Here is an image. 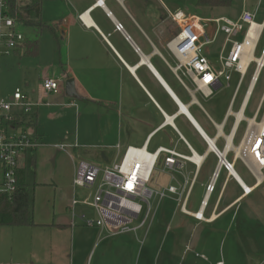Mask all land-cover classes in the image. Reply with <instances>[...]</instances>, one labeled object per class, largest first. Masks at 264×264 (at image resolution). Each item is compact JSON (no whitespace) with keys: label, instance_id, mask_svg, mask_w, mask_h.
<instances>
[{"label":"crops","instance_id":"crops-1","mask_svg":"<svg viewBox=\"0 0 264 264\" xmlns=\"http://www.w3.org/2000/svg\"><path fill=\"white\" fill-rule=\"evenodd\" d=\"M30 1L18 3L25 4ZM56 1V20L51 24H46L43 18L42 21L57 42L56 34L60 35V81L53 79L62 84L57 93L43 94L40 91L42 79L52 78L45 76L40 77L31 89L21 88L33 102H38L32 107L25 124L31 128L33 136L41 143L35 149L27 151L20 159V169L25 172L26 182L31 185L28 182L24 162L29 160L34 165L36 150L39 148L64 152L68 155L72 163L71 184L79 160H86L95 165L98 163L102 167L109 166L120 159L127 146L146 145L149 151L163 146L174 148L183 155H189L186 145L188 143L197 155L203 156V160L200 164L196 163L197 165L190 161L183 162L181 174L177 175L181 182L184 178L190 181L194 177L185 203V211L181 209V199L178 200L176 195L163 198L177 203L179 217L175 222L173 234L166 229L161 235H157L161 222L164 220L170 222L173 218V214L167 216L165 210L159 211V203L163 199L153 204L154 213L147 229H138L135 233L110 235L97 227H88L84 225L82 215L87 218L95 217L93 208L83 203L88 190L72 184V198L67 205L70 211L69 218L55 217V214L51 213L47 219L33 218L32 226L0 227V229H15L13 231H17L15 233L22 236L19 237L18 242L16 241L15 252L10 243L4 254H0V264H171L176 254H169L168 242L175 247L182 244L187 246L188 242L192 243L193 247L197 245L202 247L204 242L217 234L220 225L225 221L224 217L240 199L250 196L255 191H260L262 194L264 170H261L260 175L257 176L245 166L239 156L235 155L236 157L233 156L231 160L228 159L234 164V172H228L223 168L219 170V173L224 170L225 178L206 216L209 200L216 190L214 187V191L207 194L206 186L216 171L217 157L208 148L202 132L208 138H212L215 130L211 120H215L203 107L201 99L204 97L195 90L193 80L182 69H176L177 60L166 46L179 31V26L172 20L171 14L177 10L185 12L184 10L173 5L170 0H101L102 4H96L98 0ZM227 6H231V3ZM247 9L253 10L255 7L250 5ZM259 9L260 7L256 10V17ZM81 14L84 15V20L80 19ZM116 23L121 24L120 31L115 29ZM23 27L21 26L25 37L23 44L12 54L0 59V69L3 66H13V58L20 54L26 55L27 43L34 40V33ZM39 38L40 36L37 41V55ZM68 79L74 82L76 93L73 97L66 95L65 82ZM27 86H29L28 82L24 84V87ZM13 89L7 92L0 90V93L9 95ZM245 95L244 92V99ZM54 96L76 98L79 103L72 101L58 103L54 101L57 99L53 98ZM60 104L71 107L75 114V128L70 133L66 130L52 132L39 122L40 107L52 110ZM183 108H186L187 112L182 110ZM204 118H208L214 130L212 135L205 131ZM43 120H45L44 115L41 122ZM238 124L240 126L241 122ZM234 126L232 131L235 132L237 125ZM51 140L56 141L46 142ZM97 141L100 144L95 143ZM218 141L220 142L221 139ZM79 142H84L83 148H86L88 143V150H80ZM61 144L67 146L61 149L59 147ZM202 145L205 148L203 152H199L198 149ZM90 148L99 150H90ZM209 155L213 156L212 160L215 162L211 170L204 168ZM162 157L164 154L161 155ZM241 164L249 173L247 179L239 173L242 170ZM160 173L167 176V182L158 185L165 186L173 182L168 172L160 171ZM197 183L202 191L192 200V193ZM230 183L232 185L229 188ZM242 183L251 188L247 194L244 193ZM187 185L182 196L186 194ZM78 189L84 190L81 198L76 197ZM73 199L77 201L74 205L71 203ZM78 204L91 207L92 215L88 216L85 213L77 215L75 208ZM196 212L202 214V217L196 218L194 216ZM255 217L262 223V205L256 210ZM234 220L233 212L229 221L231 223ZM244 221L247 223L246 218ZM80 224L88 228L91 234L87 238L77 237L76 245L69 246L70 250H68L67 244L70 242L68 232L75 230L81 226ZM147 235L149 239L142 247ZM133 241L138 243V248ZM200 257L207 259L202 254ZM194 262L195 260L191 259L186 264H197ZM219 263L224 264L222 260L208 261L206 264Z\"/></svg>","mask_w":264,"mask_h":264},{"label":"built area","instance_id":"built-area-1","mask_svg":"<svg viewBox=\"0 0 264 264\" xmlns=\"http://www.w3.org/2000/svg\"><path fill=\"white\" fill-rule=\"evenodd\" d=\"M260 1L257 0L258 4ZM248 2L243 0L242 9L236 18L225 15L201 17L181 10L171 14L172 20L179 26V31L166 46L177 60L176 69H182L193 80L196 91H199L204 98H210L214 90L222 86V79L226 82V86H229L232 71L239 76L222 121L211 120L215 130L211 152L217 157V167L206 186L207 194L214 191L215 181L221 168L228 172L233 171L234 164L227 159L229 153L235 156L233 140L232 148L226 153L223 152L227 146L226 135L232 131L236 121L235 112L242 109L243 113L250 98L245 101L243 96L239 109H233L243 81L253 63L254 70L258 68L259 74L264 69V44L255 58L264 33V17L257 22L258 5L255 9L249 10L247 6L252 3ZM96 4H102V1L98 0ZM79 17L84 20L83 14ZM253 25L256 26L254 36L250 37L249 32L253 29ZM21 26L19 21L8 14L5 0H0V59L12 54L23 44L25 37ZM121 28V24H115L116 30L120 31ZM220 35L224 37V40L218 56L219 67L214 69L204 48L214 43ZM246 46L251 47L252 58L248 61L246 71H242L239 64L245 54ZM227 47L228 50L225 53ZM59 87V81L53 78H43L40 83V91L43 94L57 93ZM263 102L264 95L253 116L246 117L243 114V118L239 121V123L242 121L246 123V132L240 143L242 146L239 158L257 176L260 175L261 170H264V109L257 122ZM37 103L33 102L20 87H15L9 95L0 93V193L10 195L16 190L20 159L27 151L41 145L33 136L31 128L25 124L32 107ZM230 118L233 124L226 133L225 128ZM249 119H252L254 125L250 126ZM238 127L235 128L234 135ZM209 138L203 135L208 148H210ZM220 139L224 141L222 148L218 147ZM186 145L189 155H183L174 148L163 146L149 151L144 145L142 147L127 146L120 159L109 166L99 167L86 160H79L72 184L88 190L83 203L91 206L95 212L93 218L82 215L84 225L97 227L110 235L135 233L138 229H147L154 213L151 200L155 198L159 202L168 195H176L178 200L181 199V209L185 211V203L194 177L190 181L184 178L181 182L177 175L181 174L183 162L190 161L196 164L193 159L197 155L188 143ZM66 146L59 145L61 149ZM162 154L164 157L161 158ZM158 165H161V172L169 173L170 180L173 182L165 186L150 187L149 183ZM186 184H188L186 194L182 196ZM244 193L248 192L244 190ZM76 202L73 199L71 203L74 205ZM198 213L196 212L194 216L201 218L202 214L198 216ZM136 220H138L137 223H135Z\"/></svg>","mask_w":264,"mask_h":264},{"label":"rangeland","instance_id":"rangeland-1","mask_svg":"<svg viewBox=\"0 0 264 264\" xmlns=\"http://www.w3.org/2000/svg\"><path fill=\"white\" fill-rule=\"evenodd\" d=\"M30 1V0H21ZM18 1V2H21ZM173 5L179 6L180 9L184 10L188 14L199 15L201 17H217L226 15L231 18H236L243 5V0H232L231 6L212 7L211 5H198L199 0H170ZM248 3H252L254 7L258 5L260 7L256 21L260 22L264 16V0H261L258 4L257 0H248ZM56 0H42V18L46 24H51L56 20L57 9ZM24 26V25H22ZM32 29L24 26L23 29ZM55 39L52 32L48 27H44L39 38V52L37 56L22 55L13 58V66L2 67L0 69V90L7 92L18 86L24 90L31 89L37 83L40 77H52L59 79L60 81V35L57 33ZM224 37L220 35L217 40L205 46L204 51L207 58L214 69L219 67V51L222 47ZM264 44V33L260 39L259 45L256 50V57L259 55L260 48ZM225 50V53L227 52ZM254 73V63L251 65L235 101L234 110H238V105L244 92L247 90L251 77ZM238 73L231 72V80L229 86H226V82L222 79V86L214 90V94L210 98H202L201 103L207 113L217 122H220L224 112L228 106L229 100L233 94L235 86L238 81ZM28 82L29 86L24 87V84ZM62 83H60L61 85ZM264 95V69L260 72L258 80L254 86V90L249 98L247 107L245 108V116L252 117L255 110L258 108L261 99ZM57 98L54 101L58 103H68L72 101L78 104L76 98L69 99L67 97ZM264 102L262 103L257 122L263 112ZM43 115L45 120H42ZM75 114L72 112L71 107L58 105L55 109H46L45 107L39 108V122L42 123L47 129L52 132L67 131L70 133L75 128ZM204 127L207 134L212 135L214 130L208 118H204ZM232 118L228 120L225 132L229 131L231 127ZM246 132V123L241 122L237 132L233 138L234 146L239 145ZM56 140L46 141L47 143H54ZM84 142H79L80 150H88V143L86 148L82 145ZM100 144L99 141L95 142ZM223 141L221 140L218 147L221 148ZM205 146L202 145L198 151L203 152ZM90 150L98 151V148H90ZM73 153V152H72ZM234 154L229 153L227 159L231 160ZM213 156L209 155L206 160L205 167L210 170L213 168L215 162H213ZM98 166L100 164L96 163ZM24 166L28 173V182L30 185L32 207L34 210V220L47 219L51 213L56 216L70 217V211L67 209V205L72 198V163L68 155L64 152L50 150L47 148H39L36 150L35 163L32 161L24 162ZM161 165H158L152 175V179L149 183L150 187H156L158 184H165L167 182V176L160 173ZM242 170L240 174L244 178H248L249 173L247 169L241 164ZM264 175V171H263ZM225 172L220 171L219 176L215 182V192L212 194L209 205L206 211V216L209 214L211 207L216 199L218 190L224 181ZM232 183L229 184V188ZM262 194L260 191H255L253 194L246 198L239 200V203L231 209L220 225L217 234L214 237L209 238L207 242H204L202 247H193L192 243L179 245L178 247L173 244H167L169 246V254H176L175 258L171 260V264H186L189 260H195L194 263L206 264L208 261L215 262L216 260H222L224 264H264V186H262ZM87 191V190H86ZM201 188L198 183L195 186L192 193V200L197 197ZM84 190H76V197L81 198ZM152 204L156 203V199L151 200ZM176 201L171 199H163L159 203V211L165 210V213L173 214L172 220H164L159 226L157 235H161L164 230L169 229L170 233L175 232V222L178 220L179 213L176 207ZM262 205V223L255 217V212ZM176 207V210H175ZM76 214L85 213L88 216L92 215V208L83 204H78L75 208ZM234 212V221L230 223L229 219L231 214ZM141 218V217H140ZM247 219V223L244 221ZM250 220V221H249ZM249 221V222H248ZM138 220L135 221L137 223ZM81 225V224H80ZM78 226L71 232L69 230V244L68 250L71 245H76L77 237L87 238L90 236L91 231L86 228ZM15 230V229H13ZM12 229H0V254H4L5 250L12 244V248L15 252L16 241H19V236ZM149 239V235L146 236L142 247H144ZM171 240V239H170ZM133 244L138 248L139 245L136 241ZM70 246V247H69ZM73 247V246H72ZM207 247V249H206ZM9 248V247H8ZM185 248V249H184ZM197 254V256H195ZM200 254L205 256L207 259L204 260L200 257Z\"/></svg>","mask_w":264,"mask_h":264},{"label":"trees","instance_id":"trees-1","mask_svg":"<svg viewBox=\"0 0 264 264\" xmlns=\"http://www.w3.org/2000/svg\"><path fill=\"white\" fill-rule=\"evenodd\" d=\"M7 12L16 21L32 29L34 40L27 43L25 51L28 56L37 55V41L46 26L41 16V0H31L25 4L18 0H5ZM231 0H199L198 5L226 6ZM51 30H53L51 28ZM33 207L30 185L26 182L23 169L17 171L16 190L8 195L0 193V227L2 226H32Z\"/></svg>","mask_w":264,"mask_h":264},{"label":"bare ground","instance_id":"bare-ground-1","mask_svg":"<svg viewBox=\"0 0 264 264\" xmlns=\"http://www.w3.org/2000/svg\"><path fill=\"white\" fill-rule=\"evenodd\" d=\"M256 26L253 25V29H251V31L249 32V36L250 37H253L254 36V28ZM245 48V54L239 64V68L242 70V71H246L247 69V66H248V61L251 57V54H250V50H251V47H244ZM259 77V69L257 68L256 70H254V73L251 77V80H250V84H249V87L247 89V92H246V95H245V101L249 98V96L252 94V88L255 84V82L257 81ZM182 110H184L185 112L186 111V108H183ZM235 116H236V122H235V126L237 125L238 126V123L239 121L243 118V113H242V109H239L238 111L235 112ZM249 122H250V126L254 125L253 124V121L252 119H249ZM234 126V127H235ZM236 126V127H237ZM234 129V128H233ZM233 136H234V130L231 131L230 134L226 135V140H227V146L225 147L224 149V152L223 153H226L229 149L232 148V139H233ZM209 141H210V150L213 148V142L214 140L212 138H209ZM241 144L237 145V146H234V151H235V155L238 157V156H241ZM195 161V163L197 164H200L201 161L203 160V156H200V155H196L193 159ZM233 172V171H231ZM235 175V174H234ZM236 176V175H235ZM236 178L239 180V178L236 176ZM240 181V180H239ZM241 183V181H240ZM243 186H244V189L249 192L251 190V188L249 186H247L246 184L242 183ZM201 214L198 213V216H200Z\"/></svg>","mask_w":264,"mask_h":264},{"label":"water","instance_id":"water-1","mask_svg":"<svg viewBox=\"0 0 264 264\" xmlns=\"http://www.w3.org/2000/svg\"><path fill=\"white\" fill-rule=\"evenodd\" d=\"M65 91L67 96H74L75 95V88H74V82L72 79H68L65 82ZM202 134L205 136V134L202 132ZM208 142L210 143L209 139Z\"/></svg>","mask_w":264,"mask_h":264}]
</instances>
